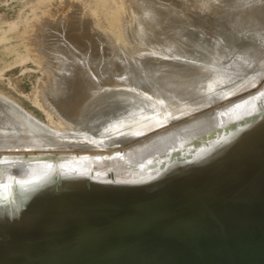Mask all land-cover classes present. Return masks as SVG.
Returning <instances> with one entry per match:
<instances>
[{"label":"bare ground","instance_id":"obj_1","mask_svg":"<svg viewBox=\"0 0 264 264\" xmlns=\"http://www.w3.org/2000/svg\"><path fill=\"white\" fill-rule=\"evenodd\" d=\"M50 1L19 35L63 122L0 91V264H264V0Z\"/></svg>","mask_w":264,"mask_h":264},{"label":"rangeland","instance_id":"obj_2","mask_svg":"<svg viewBox=\"0 0 264 264\" xmlns=\"http://www.w3.org/2000/svg\"><path fill=\"white\" fill-rule=\"evenodd\" d=\"M43 1L46 0H0V91L17 101L36 118H39L45 123L52 124V122L59 123V121L63 122V120L61 118L58 119V117L52 116L51 122L45 116V114L33 104V100H35L37 88L42 77V70L41 66L37 63L39 59L37 58V55L34 54L36 52L32 51L34 47H28L29 45L27 42H29L32 38H21L23 34L22 36L19 35L24 32L23 27L26 28L27 25L29 26V24L31 25V23H37V20H41L40 17L43 16L45 12L41 11L38 5ZM57 1L59 2V0ZM57 1H50L51 3H48L47 7L51 5V7L53 6L54 8V6H56L58 3ZM53 2L55 4H53ZM134 10L135 9H128L127 7L121 15V22H118L119 19H117L118 21H116V23H119V25L117 24V27L120 26L121 23L122 28H127L130 23H134V19L138 16V12ZM76 11H78V9H76ZM44 17L46 18V14ZM44 17H42V21L44 20ZM104 18L106 19L102 20L103 23L101 20V22L99 21L98 23V26H100V24L102 25L100 27L101 31L104 30L103 32H110L107 31L109 30L110 26V30L112 28L118 30V28L116 29V25L114 26L115 22L113 25H110V22L106 23L109 16ZM113 18L114 17L111 19L115 21ZM41 22L39 21V24H41ZM39 24H34V26ZM31 26H33V24ZM131 26L132 25H130V27ZM66 28H68L67 34L69 36L73 35V37L71 36L73 40H79L77 43L81 41V37H77L78 34L76 30L72 29L74 28L73 26L68 25V27L65 26V29ZM113 29L111 31H113ZM120 29L118 31H120ZM74 32H76L75 35L73 34ZM24 39L25 41L27 39V42H23ZM129 39L131 40L133 37H129ZM31 43H29L31 44L30 46L34 45L36 47L33 39ZM32 52L35 56L32 54ZM14 157H17V155H13L8 152H1L0 163L4 161H7V163H9L8 165L21 163V160H17Z\"/></svg>","mask_w":264,"mask_h":264},{"label":"snow or ice","instance_id":"obj_3","mask_svg":"<svg viewBox=\"0 0 264 264\" xmlns=\"http://www.w3.org/2000/svg\"><path fill=\"white\" fill-rule=\"evenodd\" d=\"M262 94H264V93H262ZM18 183H26V181H18ZM8 185L7 184H4V185H0V187H7Z\"/></svg>","mask_w":264,"mask_h":264}]
</instances>
